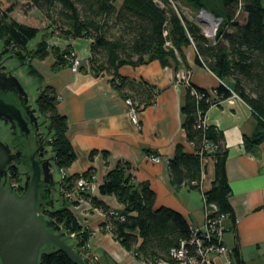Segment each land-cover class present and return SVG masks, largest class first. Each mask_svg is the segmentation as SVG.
<instances>
[{
	"label": "trees",
	"instance_id": "trees-1",
	"mask_svg": "<svg viewBox=\"0 0 264 264\" xmlns=\"http://www.w3.org/2000/svg\"><path fill=\"white\" fill-rule=\"evenodd\" d=\"M177 1L28 0L29 5L48 19L43 30L14 20L9 15L13 7L0 5V43L8 48L18 66H24L29 75L41 82L42 76L32 65V60H43L50 54L54 58L52 69L57 70L69 61L74 51L71 41L84 40L87 57L79 68L95 77L110 75L119 92L129 86L127 79L118 72L122 65L134 67L155 59L165 64L171 60L175 69L181 66L187 70L182 48L192 45L194 63L211 71L221 83L212 91L189 81L185 84L179 107L180 127L192 151L186 152L181 144L175 145L173 156L167 161L170 182L174 187L183 184L199 189L204 171L202 161L210 160L213 180L202 196L207 204L215 207L209 215H224L233 226L235 215L228 199L230 186L226 175L228 148L223 132L206 124L204 116L211 105L235 93L256 117L252 134L243 136L245 149L251 150L264 140V0H218L214 8L218 4L219 8L215 11L207 9L210 0H184L191 7L205 8L221 18L213 39L205 37L196 23L181 14L175 4ZM242 13L244 19L239 23L237 17ZM40 32V40L29 48L28 43ZM52 38H59L61 43L56 44ZM152 93L145 87L140 91L143 96L139 100L130 98L136 111L153 103ZM57 102L54 89L44 85L38 88L33 103L49 128L47 146L54 156L53 165L59 170L68 168L76 156L66 136L67 121L59 113ZM145 152L150 153L149 150ZM92 175L91 168L82 173L63 175L58 184L60 206L37 208L39 215L53 219L61 227L65 242H75V252L87 264H92L89 255L86 256L91 231L77 221L70 208L77 201L69 200L65 193L73 188L79 176L90 182ZM16 177L17 174L12 172V178ZM98 191L114 196L122 205L121 211L109 212L102 201L87 192L80 191L79 196L105 214L100 229L108 230L135 259L145 264L170 261L169 250L177 247L180 241L193 252V246L188 244L191 229L185 217L169 207H154L155 193L146 182L135 181L128 163L117 162L104 176ZM228 257L230 264H243L235 247ZM39 264L75 263L63 250L49 245L42 249Z\"/></svg>",
	"mask_w": 264,
	"mask_h": 264
},
{
	"label": "crops",
	"instance_id": "crops-1",
	"mask_svg": "<svg viewBox=\"0 0 264 264\" xmlns=\"http://www.w3.org/2000/svg\"><path fill=\"white\" fill-rule=\"evenodd\" d=\"M79 41L71 43L84 60L87 48L82 46L78 50ZM182 52L187 70L181 66L175 69L171 60L165 64L155 59L134 67L122 65L118 72L129 86H124L121 92L114 88L110 75L95 77L80 68L72 72L68 60L64 66L53 70L54 58L50 54L31 63L42 76L41 84L51 86L56 92L57 109L67 121L66 136L76 158L63 169V175L91 168L92 180L83 191L102 201L109 212L118 213L122 205L114 196L100 194L98 186L117 162H126L135 181L146 182L155 193L154 207L165 206L181 213L194 230L204 224L202 194L211 187L213 164L203 159L199 189L183 184L174 187L170 182L167 161L173 156L175 145L181 144L184 151H192L180 127L179 107L186 86L178 76L181 71L185 72L189 82L207 91H212L221 80L194 63L192 45L182 48ZM145 87L153 91L154 101L136 111L137 124L134 125L122 94L139 100L143 96L140 91ZM232 95L211 105L204 116L206 124L223 132L228 148V199L235 222L232 226L228 218L223 219L221 240L230 250L237 248L243 264H264V140L251 150L245 149L243 136L252 134L256 117L242 99ZM149 155H155L159 161L151 162ZM70 208L77 221L91 231L86 251L92 264H145L116 242L108 230L100 229L105 214L92 207L88 200L81 198ZM228 261L229 257L223 255L212 256L213 264H228Z\"/></svg>",
	"mask_w": 264,
	"mask_h": 264
},
{
	"label": "water",
	"instance_id": "water-1",
	"mask_svg": "<svg viewBox=\"0 0 264 264\" xmlns=\"http://www.w3.org/2000/svg\"><path fill=\"white\" fill-rule=\"evenodd\" d=\"M7 50V47L0 50V121H7L10 128L20 131L28 130L27 125L31 124L36 131L34 134L38 135L37 128L44 120L37 122L40 115L33 106L36 95L33 81L23 74L13 58L5 59L6 65L14 69L13 73L4 72L1 57ZM46 131L48 133V127ZM0 136L8 137L7 127L2 124ZM39 149L42 156L43 146L39 145ZM49 149L46 146L47 157H28L29 169L23 173L21 194L0 182V264H39L42 249L49 245L63 250L75 264H87L75 252V242H65L61 227L53 219L43 218L38 213L37 208L41 205L59 206L56 199L60 180ZM12 166L13 155L9 153L8 145L0 140V171L6 176V170Z\"/></svg>",
	"mask_w": 264,
	"mask_h": 264
},
{
	"label": "built area",
	"instance_id": "built-area-1",
	"mask_svg": "<svg viewBox=\"0 0 264 264\" xmlns=\"http://www.w3.org/2000/svg\"><path fill=\"white\" fill-rule=\"evenodd\" d=\"M204 9L199 10L198 19L201 24H204V20L200 18V15L204 12ZM202 34L209 38L213 39L215 37V25L214 29H211V26H203L201 28ZM168 42H166L167 44ZM82 64L81 56L75 51L71 52V56L69 59V69L72 72H75L79 69ZM179 79L182 80L185 84L188 83V75L185 72L179 73ZM233 97H237L236 95H232ZM124 103L127 107V113L129 115L130 121L132 124H137V116L136 109L132 104L129 98L124 99ZM149 160L151 162H158L159 158L155 155H149ZM61 174V178H63V169L58 170ZM85 178L79 176L75 180V184L73 188L65 193V196L71 201L80 200L79 192L83 191L89 184ZM202 201L204 205V224L200 229L191 230V235L188 240V244L193 246V252H191L188 247H186V243L184 241H180L177 247H173L169 250V260H157L155 264H213L212 256L214 255H223L224 257H228L230 249L222 244L221 236L224 231L223 219L224 215H220L218 217H212L210 214L211 210H215L213 204H207L205 197L202 196ZM72 237V234H71ZM85 247H83L84 249ZM86 256L88 254L86 253ZM91 261V259H90ZM228 264L230 262L228 261Z\"/></svg>",
	"mask_w": 264,
	"mask_h": 264
},
{
	"label": "flooded vegetation",
	"instance_id": "flooded-vegetation-1",
	"mask_svg": "<svg viewBox=\"0 0 264 264\" xmlns=\"http://www.w3.org/2000/svg\"><path fill=\"white\" fill-rule=\"evenodd\" d=\"M3 48L5 47L2 46L1 49ZM9 56L10 58H13L11 56V53H9V50H7L1 57V64L5 65L4 72L13 73L14 69L6 65L5 62L6 57ZM42 120L43 119L39 117L37 119V122H41ZM0 124L7 127L8 137L4 138L0 136V140H2L4 143L8 145L9 153L13 155V163H14V166L6 170V176H4L3 173L0 171V175H1L0 182H4L6 186H12L15 193L19 195L22 192V186L24 182L23 173H25L29 169L28 157L32 155L35 159H40L42 157L48 156V154L46 153V146L48 144L47 141L49 140L46 131L47 125L45 124V122H43L37 128V133L39 134L35 135L34 133H36V131L34 132V128L32 127L33 125L31 126V124L27 125L28 130L26 131H20L19 129L10 128L9 123L7 121H0ZM29 144H32L31 148L27 147ZM39 145L43 146L42 156H40L41 149H39ZM12 172L16 173L18 177L13 179ZM20 176L23 177L21 184L18 183L14 185L11 181H14V183L15 181L17 182Z\"/></svg>",
	"mask_w": 264,
	"mask_h": 264
},
{
	"label": "rangeland",
	"instance_id": "rangeland-1",
	"mask_svg": "<svg viewBox=\"0 0 264 264\" xmlns=\"http://www.w3.org/2000/svg\"><path fill=\"white\" fill-rule=\"evenodd\" d=\"M118 1L120 2L121 0H118ZM210 2H211V5L209 7H207V9L215 11L216 9L219 8V4H218V7L216 9L214 8L215 6H217L218 0H210ZM159 4L162 6L161 3H159ZM175 4L180 9L181 14H183L187 19L192 20L200 28H202L203 26H209V24L207 22H204V24H201L200 20L198 19L199 10L201 8H199V7L198 8L197 7H191L188 4H186L184 0H179ZM0 5L3 8H6L8 6H12L13 8H12V10H11L9 15L11 16V18H13L14 20H16V21H18L20 23H24V24H27V25L35 26V27H37L39 29H42V30L45 27V25H47V23H48V19L44 15H42L37 9H35L31 5H29L28 0H0ZM207 9L204 8V10L206 12L208 11ZM208 15L210 17L212 16V17H215L216 19L220 20L218 25H217V27H218L220 22H221V18L219 16H215V15H212V14H209V13H208ZM243 19H244V14L243 13L239 14L238 17H237V20L239 21V23H241L243 21ZM217 27L215 29V33H216V30H217ZM225 29L226 30H231L230 27H226ZM40 34H41V32L38 33L36 35V37H34L28 43V47L29 48L34 47L35 43L40 40ZM53 40H54V42L56 44H60L61 43V40L59 38H52L51 41H53ZM72 44H73V42H72ZM85 44H86V42L84 40L80 39V41L78 42V45H76V47H77L78 50H80L82 48V46L83 47L85 46ZM1 47H0V49H1ZM8 58H10V56L6 57V59H8ZM15 61L18 62L17 60H15ZM20 68H21V71L23 72V74L25 76L29 77L30 80L33 81L34 91L37 92L38 88L39 87L41 88V86H43L41 84V82L38 81L34 76L29 75L27 73L26 68L24 66H20ZM33 102H34V100H33ZM0 128H1V124H0ZM49 152H51L50 149H49ZM56 171H57V175L59 176V173H58L57 169H56ZM21 180H22V177L20 176V179L17 180V183L21 184ZM11 182L13 184L16 183V181H15V183H14V181H11ZM57 195H59V196L56 199V201L59 202L58 205L60 206L61 199H60V194H59L58 191H57Z\"/></svg>",
	"mask_w": 264,
	"mask_h": 264
},
{
	"label": "bare ground",
	"instance_id": "bare-ground-1",
	"mask_svg": "<svg viewBox=\"0 0 264 264\" xmlns=\"http://www.w3.org/2000/svg\"><path fill=\"white\" fill-rule=\"evenodd\" d=\"M200 18L202 20H204L205 22H207L210 26H211V29H214V25H215V29L219 23L220 20L216 19L215 17H210L208 15V12L204 11L201 15H200ZM233 95H236L235 93H233ZM59 173V171H58ZM61 177V174L59 173V178ZM60 180V179H59Z\"/></svg>",
	"mask_w": 264,
	"mask_h": 264
}]
</instances>
